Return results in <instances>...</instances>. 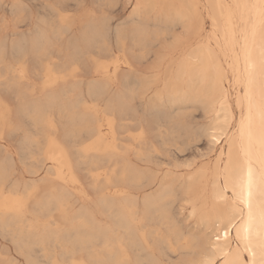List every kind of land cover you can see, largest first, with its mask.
Wrapping results in <instances>:
<instances>
[{"label":"bare ground","instance_id":"6f19581e","mask_svg":"<svg viewBox=\"0 0 264 264\" xmlns=\"http://www.w3.org/2000/svg\"><path fill=\"white\" fill-rule=\"evenodd\" d=\"M70 1L44 0L50 18L43 17L32 33L17 29L10 41L12 50L23 54L32 47L40 62L49 57L55 39L71 30L74 20L67 22L68 15L62 13ZM94 1L109 7L119 0ZM5 3L0 0V6ZM12 4L23 9L21 1ZM147 6L155 11L154 16L144 12ZM133 9L132 25H117L113 33L125 50V40L130 38L138 63L154 53L156 42L177 25L187 35L186 40L179 35L180 43L188 46L179 47L184 51L179 60L168 62L163 87L154 90L142 113L136 100L152 88L153 77L148 80L147 70L142 71L132 59L123 60L127 65L123 73V61L108 42L112 12L96 16L91 11L86 25L84 17L78 19L85 27L80 37L72 35L69 53H60L63 61L41 62L39 91L30 82L27 63L28 69L23 63L11 69L3 65L8 36L0 32V63L4 66H0V84L19 91L20 113L35 131L22 129L16 121L13 126L0 98V136L7 124L11 134L21 133L17 141L33 175L30 180L10 179L14 159L4 151L0 157V233L8 235L27 259L42 251L39 256L49 264H264V0H134ZM204 14L210 18V32ZM93 49L114 59L109 63L103 61L106 55L102 60L97 54L94 58L89 54ZM160 53L158 63H163L166 55ZM79 62L92 70L93 78L87 82L77 77ZM84 83L94 101L105 99L102 111L93 99L94 104L88 105ZM110 89L115 91L109 94ZM189 104H199L216 116L215 123L204 126L212 146L221 144L216 160L202 166L188 161L187 174L176 176L177 171L166 170L160 177L154 165L162 161V150H168L169 144L191 128L183 113H173L168 107ZM234 106L239 109L238 117ZM135 125L137 134L130 132ZM80 169L90 180L93 196L83 190ZM74 197L80 201L78 208H73ZM180 199L186 200V206L178 204ZM55 212L62 223L54 219ZM211 227L216 234L206 233ZM30 262L36 263L34 259ZM0 264H4L1 254Z\"/></svg>","mask_w":264,"mask_h":264},{"label":"rangeland","instance_id":"374dc122","mask_svg":"<svg viewBox=\"0 0 264 264\" xmlns=\"http://www.w3.org/2000/svg\"><path fill=\"white\" fill-rule=\"evenodd\" d=\"M12 1L13 0H6V3L4 4V5H2V6H0V26L1 25H3L4 27H6V28H4V31L3 30H1L0 29V32H1V34L2 35H6V36H8V38H7V42H6V49H5V59L4 60H6L5 62H4V64L3 65H7V66H10V69L11 68H16V67H19V65H20V63L22 64L23 63V65H25V67H26V65H27V67H29V69H28V77L31 79L30 80V82L31 83H33L37 88H36V90H38L39 88H41V86L43 85V79L42 78H40V75H39V72H40V68H41V64L42 63H44V64H46V63H48V62H52L53 60H54V62H62L63 61V59H64V56L66 55V54H68L69 53V43L71 42V40L73 39V38H75V37H80L81 36V33H82V31H83V29H84V27H85V25H86V23L85 22H87L88 21V18H89V16H92L93 15V13H94V15H96V16H100V15H102L101 13L103 12V14L104 13H106L107 14V16H110V15H108V13L109 12H112V14L111 13H109V14H111V16L110 17H112V18H110L109 17V22H111L110 24H111V28H112V31L110 32V34L108 35L109 37H111V38H109L108 37V42H109V44H110V46H111V49L113 50V52H115L114 54H118V56L120 57V59H121V61H127V60H129V61H131V59L134 61L135 59L133 58V53L131 52V48H133L132 49V51L134 50V48H135V46L134 45H131V44H133V42L130 40V38H126V40H125V42H126V50L125 49H123L121 46H119V44L117 43V40H115L116 39V37H115V35H114V33H113V28H115L117 25H120V26H130V25H132V23L134 22V20H135V17L134 18H132L134 15H131V14H133V11H134V0H119L114 6H107L106 4L105 5H100V4H98L97 2V4L95 3V1L94 0H85V1H82V0H80V2H79V4L77 3V0H76V2H75V0H71L72 1V3H71V1H70V3H69V6H67V8H63L62 9V13H64V14H67L68 15V18H67V22H70V20L69 19H71V21L72 20H74V21H72V23L70 22V29L71 30H68L69 31V33H68V31H64V33H62L61 35H60V38L61 39H59V38H56L55 39V44H54V48H52L51 50H50V54H49V57L47 56V57H43L42 59H41V62L39 61V59H36L35 57H36V52H34V50L35 49H33L32 47H28V49L26 50L27 52H23V54L21 53L22 51H20V53L17 51V50H12L13 49V46L14 45H12V42H10V41H12L11 39H13L14 37H16L15 36V34L14 33H16V32H18V30H20V28H21V30H23V31H25L27 34H29L30 32L32 33V32H34L35 31V29L37 28V25H39L40 24V22H41V19H43V17H46V18H50V12L48 11V10H46L45 9V7H44V3H43V1L44 0H16V1H21L22 2V7H23V9L21 8V9H17V7H15L13 4H12ZM31 3H30V2ZM91 1H93V2H91ZM127 1V2H126ZM130 1V2H129ZM34 2V3H33ZM81 2L83 3V4H81ZM126 3V4H124L123 5V3ZM75 3V4H74ZM93 3H95V4H93ZM43 5V6H42ZM70 5H71V7H70ZM99 5V6H98ZM123 5V6H122ZM127 5V6H126ZM213 5V4H212ZM94 6H96V7H94ZM106 6H107V8H108V10H107V8H106ZM116 6V8H114ZM78 7V8H77ZM101 7H102V9H105V10H101ZM105 7V8H104ZM113 7V8H112ZM69 8H72V9H69ZM122 8V9H121ZM6 9H8V10H6ZM90 9V10H89ZM115 10L114 12H113V10ZM119 9V10H118ZM149 9V10H148ZM151 8L150 7H148L147 6V8H146V10L147 11H144L145 13H147L150 17H152V16H154V14H155V11H153V10H150ZM23 10V11H22ZM44 10V11H43ZM94 10V11H93ZM98 10V11H97ZM99 10H100V12H99ZM112 10V11H111ZM145 10V9H144ZM23 12V14H22V12ZM48 11V12H47ZM86 11H89V12H87L86 13ZM93 13H92V12ZM106 11V12H105ZM153 11V12H152ZM212 11V13H214V14H216V12H215V10H214V8H211L210 9V12ZM119 12V13H118ZM47 13V14H46ZM69 13V14H68ZM71 13V14H70ZM84 13H86V14H84V16H83V14ZM13 14V15H12ZM33 14V15H32ZM49 14V15H48ZM88 14H89V16H88ZM114 14V15H113ZM3 15V16H2ZM15 15V16H14ZM25 15V16H24ZM131 15V16H130ZM2 16V17H1ZM28 16V17H27ZM49 16V17H48ZM71 18H70V17ZM75 18H74V17ZM113 16H114V18H113ZM24 17V18H23ZM27 17V18H26ZM82 17H84V18H82ZM87 17V18H86ZM130 17V18H129ZM74 18V19H73ZM80 18H82V21L85 23V25H84V23L82 22V25H81V22H80V20H78V19H80ZM16 19V20H15ZM19 19V20H18ZM30 19V20H29ZM76 19V20H75ZM5 20V21H4ZM15 20V21H14ZM39 20V21H38ZM49 20V19H48ZM85 20V21H84ZM112 20V21H111ZM6 21H7V23H6ZM25 21V22H24ZM29 21V22H28ZM124 21V22H123ZM204 24H205V27H206V30H207V32H210L211 31V21H210V18L208 17V16H206L205 14H204ZM5 22V23H4ZM17 24H16V23ZM76 22V23H75ZM129 22V23H128ZM3 23V24H2ZM9 23V24H8ZM18 23H19V28H18ZM123 23V24H122ZM128 23V24H127ZM28 24V25H27ZM30 24V25H29ZM122 24V25H121ZM150 24H151V27L152 28H155L154 27V20H150ZM17 25V26H16ZM79 25H81V26H79ZM83 25H84V27H83ZM13 26V27H12ZM74 26V27H73ZM16 27V28H15ZM80 27H81V29H80ZM18 29V30H17ZM13 30V31H12ZM31 30V31H30ZM82 30V31H81ZM179 32H178V31ZM180 31H182V33L180 32ZM29 32V33H28ZM81 32V33H80ZM74 33V34H73ZM78 33V34H77ZM178 33V34H177ZM180 33V34H179ZM65 34V35H64ZM75 34H76V36H75ZM183 35V37H182V39L183 40H186L185 38H187L186 36V31H185V29L183 30V27H180L179 25H177V27H176V29L175 30H173L172 32H171V34L170 35H167V36H163V37H161V39L159 40V41H157L156 42V46H154L153 47V49L155 50L154 51V53L152 52V53H150V55H148L147 56V59H145L143 62H140V63H138V61L137 60H135L134 61V63H136V65L138 66L139 64H140V69L142 70V71H144V70H147V71H144L145 72V74L147 75V77L149 76V78H148V80L149 79H151L152 77H153V79H151L152 80V83L154 84H151V85H153L152 86V88H150V90H148L145 94H143V96L142 97H140L139 99H141V100H139V99H137L136 100V105H137V107H138V109H139V113H142L143 112V110L146 108V105H147V101H149V99H151V98H153V96H154V92L156 91V90H160L162 87H163V79L167 76L166 74L168 73L167 71V64H168V62H172L173 60L175 61L176 60V58H177V60H179L181 57H182V55H184V51L183 50H181L182 48H179V47H184V48H186L187 49V45H185V43H184V41H182L181 43H180V37H179V35ZM2 35H0V36H2ZM62 35H63V38H62ZM75 36V37H73V36ZM178 35V36H177ZM181 35V36H182ZM13 36V37H12ZM73 37V38H72ZM171 37V38H170ZM178 37V38H177ZM169 38V39H168ZM70 39V40H69ZM112 41H111V40ZM168 39V40H167ZM129 42H128V41ZM163 40V41H162ZM59 41V42H58ZM67 41H68V43H67ZM70 41V42H69ZM116 41V42H115ZM179 41V42H178ZM124 42V43H125ZM128 42V43H127ZM184 43V44H183ZM187 43H189L190 44V42H186V44ZM61 44V45H60ZM117 44H118V47H117ZM68 45V46H67ZM128 45V46H127ZM159 45V46H158ZM161 45V46H160ZM178 47H177V46ZM12 46V48H10ZM29 46H31V45H29ZM56 46V47H55ZM62 46V47H61ZM132 46V47H131ZM158 46V47H157ZM164 46H166V47H164ZM171 46H173V47H171ZM65 47L66 48H68L67 49V52H66V49H65ZM121 47V48H120ZM177 47V48H176ZM160 48V49H159ZM31 49H32V52H31ZM159 49V50H158ZM163 51H162V50ZM12 50V51H11ZM54 50V51H53ZM122 51V53H123V50L124 51H126L125 53H120V51ZM96 51H98L97 49H93V50H91L90 51V55L91 56H95L96 54V57H98L97 59H100L101 58V56H102V59H103V56H105V58L107 59H103V61L104 62H109L110 63V61H112L113 59H114V56L113 55H108L107 53H99V51L98 52H96ZM157 51V52H156ZM28 52H29V54H28ZM127 52H129V54L127 53ZM140 51H138V53H139ZM159 52H161L160 54H162V56L164 57V54L166 55V60L165 61H163V63H158V61H159V57L161 56V55H159ZM15 55H13V54ZM24 53H26V54H24ZM30 53H32V55H33V53H34V55H33V58H30V57H32V55L30 54ZM60 53H62V54H60ZM127 53V54H126ZM18 54V55H17ZM20 54V55H19ZM38 54V53H37ZM52 54V55H51ZM99 54V55H98ZM102 54V55H101ZM125 54V55H124ZM14 56V58H13V56ZM28 57H27V56ZM62 55V56H61ZM123 55V56H122ZM127 55V56H126ZM131 57H130V56ZM156 55H157V58H156ZM20 56V57H19ZM24 56V57H23ZM52 56H54V57H52ZM93 56V57H94ZM58 57H60V58H58ZM96 57H94V58H96ZM29 58V59H28ZM36 59V61H35V59ZM50 58H52V59H50ZM55 58V59H54ZM91 58V57H90ZM110 58V59H109ZM127 58H130V59H127ZM168 58V59H167ZM20 59V61H18ZM102 59H100V60H102ZM23 60H25V61H23ZM29 60V61H28ZM57 60V61H56ZM59 60H61V61H59ZM157 61V62H155V61ZM9 63H8V62ZM27 61V62H26ZM48 61V62H47ZM124 61H123V63H122V68H123V73H125L126 72V70H127V65L124 63ZM137 61V62H136ZM31 62V63H30ZM132 62V61H131ZM8 63V64H7ZM27 63V64H26ZM31 65H30V64ZM155 63H157V64H155ZM173 63V62H172ZM2 63H0V66H2L1 68H3L4 66L3 65H1ZM10 64V65H9ZM11 64H12V66H11ZM19 64V65H18ZM40 64V65H39ZM155 64V65H154ZM33 65H34V67H33ZM79 65H80V67H79V69H78V78H81V79H83L84 80V82H87L88 80H90V79H92L93 78V74L90 72V71H92L91 70V68H87L89 65H86L85 63L84 64H82L81 62H79ZM82 65V66H81ZM83 65H85V66H83ZM124 65H126V66H124ZM153 65V66H152ZM156 65H158V67L156 66ZM162 65V66H161ZM30 66H31V68H30ZM39 69H38V68ZM82 67V68H81ZM152 67V68H151ZM157 67V68H156ZM87 69V71H86V69ZM126 69V70H125ZM153 69H155V70H153ZM161 69V70H160ZM84 70H85V72H84ZM90 70V71H89ZM35 71H37V72H35ZM167 72V73H165V72ZM36 73V74H35ZM86 73H87V75H86ZM158 73V74H157ZM11 74V73H10ZM34 74H35V76H37V75H39V76H37V77H35L34 76ZM83 74H85V75H83ZM82 75H83V77H82ZM32 76H33V78H32ZM164 76V77H163ZM157 77H158V79H157ZM4 77H2L1 79H3ZM36 79V80H35ZM41 79V80H40ZM4 80V79H3ZM40 82H39V81ZM154 80V81H153ZM32 81H35V82H32ZM39 82V83H38ZM157 82V83H156ZM85 84V83H84ZM3 86V87H2ZM23 86V85H22ZM39 86V87H38ZM2 88H4V89H2ZM5 88V86L2 84H0V98L3 100V102L7 105V107H8V111H7V114H6V116H7V119H8V121H10V123L14 126L15 124L13 123V122H17V123H21L20 125H22V129H25V130H27V131H32V132H35L34 131V128H33V125L30 123V121L29 120H27V119H25V116L22 114V113H20L21 112V108H20V103H21V99H18V97L20 98V96L21 95H19L18 94V92H17V89H15V88H12L11 90H9V89H6ZM82 89H83V91H84V93L86 94V99H87V101H88V105L89 104H91V105H93L94 103L95 104H98V105H100V106H98V108H99V110H101L102 111V109L105 107V99H100V100H98L97 102L96 101H94V99L92 98V97H90V96H88L87 95V85L85 84V85H83L82 86ZM3 90L5 91V92H3ZM155 90V91H154ZM8 91V92H7ZM10 91V92H9ZM39 91V90H38ZM115 91V89H110L109 90V94H111V93H113ZM230 91L232 92V93H234V90L232 89V87H230ZM4 93V94H3ZM17 94V95H16ZM2 96V97H1ZM7 97L8 96V98H5L4 99V97ZM145 96V97H144ZM17 98V99H16ZM90 98V99H89ZM17 101H16V100ZM91 99H93V102H91ZM143 99H145V100H143ZM7 100H9V102L7 101ZM8 102V103H7ZM11 102V103H10ZM14 102V103H13ZM18 102V103H17ZM10 103V105H8ZM16 103V104H15ZM146 103V104H145ZM14 104V105H13ZM15 106V107H14ZM183 106V107H182ZM102 107V108H101ZM20 108V109H19ZM172 108V109H171ZM143 109V110H142ZM168 109H170V111H172L173 113H183V116H184V119H186L185 121L188 123V126L190 127L191 126V128L189 129V133H190V135H188L189 133H183L182 134V136H180V137H177V139L179 140H175L174 142H172V145L171 144H169V149L168 150H162V153H164L163 155V157L161 158L162 159V161L160 162V164H158V166H156V165H154V170L155 171H157V172H159L158 174H159V176L161 177V176H163L164 174H165V172H167L166 170H168V171H172L174 174L176 173V171L178 172L177 174H176V176H180V175H182V174H180V173H183V175H185V174H187V171L189 172L190 171V167H186L185 166V164L186 163H188V164H190L188 161H191V163L194 165V166H196V165H198V166H202V165H209V164H214V162H215V160H216V156H217V154H218V152H219V149H220V146H221V144H219V146H216V147H213L212 146V144L209 142V139H208V135H207V133H206V131H204V129H206L207 127H209V125L211 126L213 123H215L216 122V120H215V115L214 114H212V113H210V112H208L207 110H205L201 105H199V104H196V105H181V106H175V107H168ZM179 111H178V110ZM233 109H234V113H235V115L238 117V115H239V109L236 107V106H234L233 107ZM15 110V111H14ZM14 112V113H13ZM11 113H13V114H11ZM19 113V114H18ZM195 113V114H194ZM185 114H187V117L185 116ZM205 114V115H204ZM209 114V115H208ZM212 114V115H211ZM13 115H14V118H13ZM24 116V117H23ZM192 116V117H191ZM206 116V117H205ZM10 117H11V120H10ZM21 117V118H20ZM190 117L191 118H193V120L192 119H190ZM201 117V118H200ZM19 119V120H21L20 122H18L19 120H14V119ZM24 121H23V120ZM195 119V120H194ZM215 121H214V120ZM132 121V120H131ZM210 121V122H209ZM4 121H2V123H3ZM28 122V123H27ZM104 122V121H103ZM134 124H136V120L134 119L133 121H132ZM197 123V124H196ZM28 126V128H27V126ZM17 125V124H16ZM23 126H24V128H23ZM193 126V127H192ZM206 128H205V127ZM103 128H105L104 126H103ZM200 128V129H199ZM202 129V130H201ZM7 130V131H6ZM194 130H195V132L198 134H196L195 132H194ZM197 130V131H196ZM199 130V131H198ZM10 132V133H9ZM130 132L131 133H134V134H137L138 132H139V129H138V127L135 125V126H133V127H131V129H130ZM155 132V131H154ZM5 133V134H4ZM13 134H11V131H10V128L8 127V124L7 125H4V127H3V134H2V136H0V148H2L3 150L1 151V149H0V157H2L3 156V154H4V151L5 150H7L9 153H11L12 154V156H13V159H14V165H15V171H14V173H13V175L11 176V178L10 179H12V180H16V179H18V180H30L31 178H33V175L28 171V162L27 161H25L24 159H23V156H22V150H21V148H20V145H19V140H20V137H21V133L18 131V132H12ZM203 134V135H202ZM189 137H188V136ZM196 137H195V136ZM5 136V137H4ZM8 136V137H7ZM10 136H12V137H10ZM14 136H15V138H14ZM186 138V139H185ZM187 138H189V140L187 139ZM3 139V140H2ZM6 139V140H5ZM10 139V140H9ZM182 139V140H181ZM183 139H184V141H183ZM18 140V141H17ZM155 140V139H154ZM158 140V142L156 143V145H159L160 144V140H159V138L157 139ZM181 141H182V144H181ZM186 141H188V143L190 144H188ZM177 142V143H176ZM209 142V143H208ZM195 143V144H194ZM2 144V145H1ZM177 144V145H176ZM184 144V145H183ZM12 145V146H11ZM15 145V146H14ZM212 146V147H211ZM225 146V145H224ZM176 147V148H175ZM16 148V149H15ZM196 148V149H195ZM199 148V149H198ZM214 148V149H213ZM210 149V150H209ZM16 150V151H15ZM175 150V151H174ZM177 150H179V152L177 151ZM183 150V151H182ZM214 150V151H213ZM169 153H168V152ZM198 151V152H197ZM207 152V153H206ZM214 152V153H213ZM200 153V154H199ZM207 154V155H203L202 156V154ZM174 154H176V155H174ZM178 154V155H177ZM17 155V156H16ZM169 157H168V156ZM171 155V156H170ZM174 156V157H173ZM199 156H200V158H199ZM209 156V157H208ZM132 157H134L133 155H132ZM175 157H177V159L175 158ZM208 157V158H207ZM215 157V158H214ZM169 158H171V159H168ZM173 158H174V161H173ZM165 159V160H164ZM193 159V160H192ZM196 159V160H195ZM168 160V161H167ZM171 160V161H170ZM187 160V161H186ZM178 161V162H177ZM184 161H186L185 163H184V165H183V162ZM209 163H208V162ZM214 161V162H213ZM166 162V163H165ZM172 162V163H171ZM202 162H203V164H202ZM171 163V164H170ZM177 163V164H176ZM25 164V165H24ZM27 164V165H26ZM176 164V165H175ZM188 164H186V165H188ZM147 165V164H146ZM166 165V166H165ZM174 165V166H173ZM161 166V167H160ZM182 166V167H181ZM183 166H184V168H183ZM179 167H181L180 169H179ZM169 168H170V170H169ZM175 168V169H174ZM81 171V172H80ZM80 171L78 170V173H79V175H80V177H81V179H82V181H83V190L86 192V193H88V194H90V195H94V191H93V189H91L90 188V186H91V184H90V180H89V178H88V176H86V174H85V172L83 171V169H80ZM164 171V172H163ZM40 172H42V171H40ZM84 172V173H83ZM156 172V173H157ZM162 174H161V173ZM45 173H42L40 176H38L37 178H40V177H42L43 175H44ZM157 174V175H158ZM85 178V180H84V178ZM87 177V178H86ZM10 179H9V181H8V183H10ZM50 183L51 181H46V184L47 183ZM39 183H41V184H43L42 182H39ZM45 183V182H44ZM48 183V184H49ZM46 184H44V186L46 187ZM42 187H43V185H42ZM211 187H212V181L211 180H209L208 181V191H210L211 190ZM44 188V187H43ZM42 188V189H43ZM39 193H40V191H38ZM38 193V194H39ZM93 193V194H92ZM209 194V193H208ZM207 194V195H208ZM210 195V194H209ZM82 199V198H81ZM77 200V197H74L73 198V200H72V204H74L73 206V208H78L79 207V205H80V201H76ZM75 201H76V203H75ZM179 202H178V204L179 205H181V206H186V204H187V202H186V200H182V199H180V200H178ZM185 203V204H184ZM181 209H182V207H181ZM187 210L185 209V212H186ZM58 212H55L54 214H55V218L54 219H56L57 221H59L60 223H62L63 222V220H61L62 218H61V216H59V213L57 214ZM181 217H184V215H181ZM59 218H60V220H59ZM208 229H210V230H208ZM207 230H206V233L209 235V234H211V232H212V234L211 235H214V234H216V231H213V228L211 227V228H208ZM10 250H9V249ZM4 249H6V250H4ZM18 250V249H17ZM16 250V246H15V244L13 243V241L11 240V238L8 236V235H4V234H2V233H0V254H1V258H2V262H4V264H6L7 262L8 263H16V264H49L48 262H47V260L45 259V258H43L42 256H39V255H41L42 254V251H35V253L33 252V257L34 258H30V260L32 261L33 259H34V261H36V263H33V262H30V260L29 259H27L26 258V255L25 254H22L19 250V252H15V251H17ZM37 252V253H36ZM24 255V256H23ZM7 257V258H6ZM15 257V258H14ZM39 259V260H38ZM42 259H43V261H42ZM8 260V261H7ZM10 260V261H9ZM40 261V262H39ZM44 262V263H43Z\"/></svg>","mask_w":264,"mask_h":264}]
</instances>
